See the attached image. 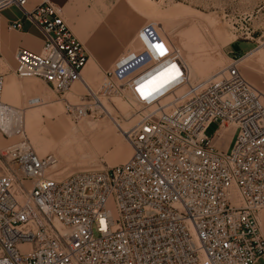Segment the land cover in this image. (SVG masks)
Wrapping results in <instances>:
<instances>
[{"label": "built area", "instance_id": "obj_1", "mask_svg": "<svg viewBox=\"0 0 264 264\" xmlns=\"http://www.w3.org/2000/svg\"><path fill=\"white\" fill-rule=\"evenodd\" d=\"M27 3L0 0V15L9 7L21 13L6 22L7 29L32 23L43 36L37 51L17 47L18 73L63 93L81 81L88 55L58 6ZM141 33L149 48L105 72L116 86L133 75L129 91L138 101L123 130L131 154L106 169L55 178L48 171L51 157L39 156L16 133L19 109L3 100L0 73V137L17 135L0 148V264L264 259L258 224L264 207V93L242 76L239 57L191 79L159 27L146 24ZM138 63L143 65L130 70ZM65 110L78 119L92 113V104L66 100ZM228 123L234 135L222 150L213 138Z\"/></svg>", "mask_w": 264, "mask_h": 264}, {"label": "rangeland", "instance_id": "obj_2", "mask_svg": "<svg viewBox=\"0 0 264 264\" xmlns=\"http://www.w3.org/2000/svg\"><path fill=\"white\" fill-rule=\"evenodd\" d=\"M40 1L58 6L81 42L88 55L82 75H91L89 83L96 96L80 83L73 85L75 94L71 89L58 93L37 77L19 75L14 58L17 47L34 50L26 37L36 35L42 42V33L32 23L23 30L0 25L2 98L19 109L16 133H23L39 156L51 157L48 171L54 177L106 169L129 157L131 149L123 130L132 123L138 107L129 91L133 75L118 80L116 86L105 72L149 48L141 33L146 24L161 29L191 79L205 77L239 57L242 76L264 93V0H28L27 7ZM11 8L5 12L11 20L21 18L19 9ZM247 30L252 31L249 38L244 37ZM86 99L91 101V114L78 119L67 114L66 100ZM233 135L234 127H227L215 144L227 150ZM16 137L4 139L0 148ZM125 149L128 153L122 158ZM3 162L0 155V172ZM258 224L264 236V207ZM257 264H264V259Z\"/></svg>", "mask_w": 264, "mask_h": 264}, {"label": "crops", "instance_id": "obj_3", "mask_svg": "<svg viewBox=\"0 0 264 264\" xmlns=\"http://www.w3.org/2000/svg\"><path fill=\"white\" fill-rule=\"evenodd\" d=\"M12 8L11 7H9V8H7V9H5V10H3L2 11V13H1V15H0V25H1V27L3 26V25H5V23L8 21V20H11L12 19V17H9L5 12L6 11H9V10H11ZM19 13V12H18ZM19 15H15V17L17 18ZM4 31L2 30V28H1V34L3 33ZM2 39V38H1ZM22 39H24V38H22ZM3 40V39H2ZM1 40V41H2ZM26 40L28 41V43L30 44V45H32V47H33V49L34 50H39L40 49V46H41V44H40V40H39V36H33V35H29V36H27L26 37ZM257 49H259V48H257ZM85 79H86V81H87V83H88V85L91 87V85H90V83H89V78H91V75L89 74V73H85ZM9 81H10V79H9ZM92 88V87H91ZM75 91H77L76 90V88H75V86H72V88H71V92L73 93V94H75ZM125 150H127L126 151V154L125 153H123L122 152V155H121V157L122 158H124L125 156H127V153H128V149H125ZM125 154V155H124ZM55 178H59V177H57V175H56V177Z\"/></svg>", "mask_w": 264, "mask_h": 264}, {"label": "bare ground", "instance_id": "obj_4", "mask_svg": "<svg viewBox=\"0 0 264 264\" xmlns=\"http://www.w3.org/2000/svg\"><path fill=\"white\" fill-rule=\"evenodd\" d=\"M5 10V9H4ZM20 12V11H19ZM264 43V42H263ZM262 45V44H261ZM242 58V57H241ZM241 60V59H240ZM85 67V66H84ZM83 70H84V68H83ZM75 83H80L83 87H84V89L86 90V91H88L90 94H92V95H94V91L92 90V88L88 85V83H87V81H86V79H85V77H84V75H82V79H81V81H79V82H75ZM74 85V84H73ZM72 88V87H71ZM94 97H96L95 95H94ZM104 105V104H103ZM107 112V111H106ZM109 114V113H108ZM111 117V116H110ZM112 118V117H111ZM112 120V119H111ZM120 126V125H119ZM232 125L231 124H225V125H222L220 128H219V130L216 132V134H215V136H214V138H213V141H214V143H215V140L220 136V134L224 131V130H226V128L227 127H231ZM3 138L2 137H0V146L3 144ZM130 146V145H129ZM130 149H131V147H130ZM131 154V153H130ZM130 156V155H129ZM57 179H59V178H57Z\"/></svg>", "mask_w": 264, "mask_h": 264}, {"label": "snow or ice", "instance_id": "obj_5", "mask_svg": "<svg viewBox=\"0 0 264 264\" xmlns=\"http://www.w3.org/2000/svg\"><path fill=\"white\" fill-rule=\"evenodd\" d=\"M161 55H163V51H161Z\"/></svg>", "mask_w": 264, "mask_h": 264}]
</instances>
